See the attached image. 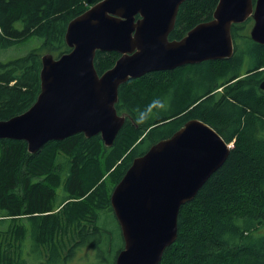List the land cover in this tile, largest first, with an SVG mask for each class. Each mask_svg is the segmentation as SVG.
I'll return each instance as SVG.
<instances>
[{
	"label": "trees",
	"instance_id": "obj_1",
	"mask_svg": "<svg viewBox=\"0 0 264 264\" xmlns=\"http://www.w3.org/2000/svg\"><path fill=\"white\" fill-rule=\"evenodd\" d=\"M101 1L0 0V49L32 38L42 42L22 57L0 61V121L36 103L42 57L69 53V24ZM218 4L186 1L169 39L180 41L212 21ZM253 24L250 18L232 27L230 59L154 72L122 85L116 108L127 118L112 147L101 136L77 134L31 154L25 141L1 140L0 232L9 251L0 264H11L14 232L16 264H69L86 246L95 251L96 264H116L124 241L111 205L114 188L135 158L193 119L210 125L233 148L196 198L182 206L177 241L160 264H264V45L253 41ZM119 58L98 51L96 71L103 75ZM141 112L150 118L137 124Z\"/></svg>",
	"mask_w": 264,
	"mask_h": 264
},
{
	"label": "water",
	"instance_id": "obj_2",
	"mask_svg": "<svg viewBox=\"0 0 264 264\" xmlns=\"http://www.w3.org/2000/svg\"><path fill=\"white\" fill-rule=\"evenodd\" d=\"M186 1L103 0L75 18L65 35L71 51L57 59L42 57L37 101L27 112L0 121V141H25L36 154L51 141L84 134L101 136L112 147L127 118L116 108L122 85L154 72L232 58V27L249 18L253 41L264 45V0H219L212 21L171 41ZM98 51L120 55L101 76L94 65ZM230 146L210 125L193 119L133 160L111 195L124 241L116 264L162 262L177 241L182 206L226 163Z\"/></svg>",
	"mask_w": 264,
	"mask_h": 264
},
{
	"label": "rangeland",
	"instance_id": "obj_3",
	"mask_svg": "<svg viewBox=\"0 0 264 264\" xmlns=\"http://www.w3.org/2000/svg\"><path fill=\"white\" fill-rule=\"evenodd\" d=\"M41 40L37 38H32L19 46L12 47L7 50L0 49V61L7 62L11 59H15L18 57H22L29 53L31 50L36 49L41 46ZM111 179L108 178L107 182L110 183ZM4 219V218H2ZM10 220H7L4 228L6 229ZM114 224L111 226L110 229L114 228ZM116 227V226H115ZM114 230V229H113ZM93 249L89 247H84L77 252L73 258L70 259L69 264H96V255Z\"/></svg>",
	"mask_w": 264,
	"mask_h": 264
},
{
	"label": "flooded vegetation",
	"instance_id": "obj_4",
	"mask_svg": "<svg viewBox=\"0 0 264 264\" xmlns=\"http://www.w3.org/2000/svg\"><path fill=\"white\" fill-rule=\"evenodd\" d=\"M6 229L4 228V231ZM3 232H0V257L8 253L9 248H8V240L6 237L3 238ZM16 247H17V242H16V234L15 232L12 233L11 236V264H16Z\"/></svg>",
	"mask_w": 264,
	"mask_h": 264
},
{
	"label": "clouds",
	"instance_id": "obj_5",
	"mask_svg": "<svg viewBox=\"0 0 264 264\" xmlns=\"http://www.w3.org/2000/svg\"><path fill=\"white\" fill-rule=\"evenodd\" d=\"M150 116L141 112L140 115H139V118L137 119V124H142V123H145L147 122V119H149Z\"/></svg>",
	"mask_w": 264,
	"mask_h": 264
}]
</instances>
